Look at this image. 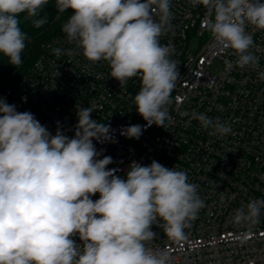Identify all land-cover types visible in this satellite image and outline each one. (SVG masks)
<instances>
[{
	"label": "clouds",
	"instance_id": "9594fccd",
	"mask_svg": "<svg viewBox=\"0 0 264 264\" xmlns=\"http://www.w3.org/2000/svg\"><path fill=\"white\" fill-rule=\"evenodd\" d=\"M48 2L0 0V54L13 66L21 65L28 39L19 17L26 13L34 27L43 26L47 18L35 17ZM191 3L207 9V30L221 51L236 55V67L259 66L252 49H260L246 28L264 31V0ZM56 9L71 10L62 31L75 45L53 48L57 59L80 49L88 61H106L121 85L139 76L142 86L134 104L147 122L144 127H165L180 77L171 59L174 47L160 42L173 15L171 0H56ZM226 66L231 69L233 63ZM259 76L264 79V71ZM96 110L95 104L77 105L78 123L69 138L59 128L52 135L32 113L0 99V264H171L166 249L150 247L156 239L152 225L173 241L185 240V229L204 207L198 185L189 182L186 171L157 161L148 166L133 161L126 179L115 174L118 169L108 170L112 157L98 159L93 141L110 140V125L91 118ZM195 118L212 129L210 135L232 131L204 114ZM141 134V125L121 132L136 139ZM262 209L264 199H251L235 210L232 223H259ZM77 234L82 244L74 239Z\"/></svg>",
	"mask_w": 264,
	"mask_h": 264
},
{
	"label": "built area",
	"instance_id": "2783aa9c",
	"mask_svg": "<svg viewBox=\"0 0 264 264\" xmlns=\"http://www.w3.org/2000/svg\"><path fill=\"white\" fill-rule=\"evenodd\" d=\"M171 12L160 42L174 47L171 59L177 62L180 77L167 105L165 127H144L147 122L134 104L142 86L139 76L121 85L110 76L106 61H88L80 49L71 58L65 54L57 59L53 48H75L62 29L43 45L31 71L0 99L18 112L32 113L52 135L59 128L69 138L78 123L77 105L95 104L91 118L110 125V140L93 141L101 153L98 159L112 157L108 170L118 169L115 174L121 177L133 161L144 166L157 161L186 171L204 201L185 229L186 239L176 242L162 227L151 228L156 239L150 247L166 249L171 264H264V209L259 223H232L237 208L251 199H264V79L259 76L264 71V31L247 26L260 49H252L259 66L240 69L232 50L221 51L208 32L209 13L203 5L171 0ZM227 61L233 63L231 69ZM197 114L218 119L232 131L210 135L212 129L202 128ZM132 125L142 126L139 139L121 135ZM74 239L82 244L78 234Z\"/></svg>",
	"mask_w": 264,
	"mask_h": 264
},
{
	"label": "trees",
	"instance_id": "16d2710c",
	"mask_svg": "<svg viewBox=\"0 0 264 264\" xmlns=\"http://www.w3.org/2000/svg\"><path fill=\"white\" fill-rule=\"evenodd\" d=\"M71 10L60 13L56 9V0H49L48 4L43 7L35 18H47V23L36 28L32 24L33 18H28L26 13L22 14L20 27L28 39L26 47L21 54L22 63L19 66H13L9 63L8 57L0 54V96L20 79L26 76L32 69L35 61L43 52V45L60 34L62 25Z\"/></svg>",
	"mask_w": 264,
	"mask_h": 264
},
{
	"label": "rangeland",
	"instance_id": "374dc122",
	"mask_svg": "<svg viewBox=\"0 0 264 264\" xmlns=\"http://www.w3.org/2000/svg\"><path fill=\"white\" fill-rule=\"evenodd\" d=\"M64 23H65V22H64ZM121 178H122V179H126V175L121 176ZM98 197H99V193L95 194V195L92 196L91 198L93 199V201H95L96 198H98Z\"/></svg>",
	"mask_w": 264,
	"mask_h": 264
}]
</instances>
